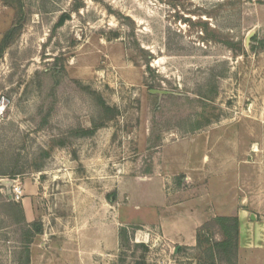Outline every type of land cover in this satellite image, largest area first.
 <instances>
[{
  "label": "rangeland",
  "instance_id": "obj_1",
  "mask_svg": "<svg viewBox=\"0 0 264 264\" xmlns=\"http://www.w3.org/2000/svg\"><path fill=\"white\" fill-rule=\"evenodd\" d=\"M23 3L0 58V264H31L33 222L70 245L118 250V264H227L211 248L218 227L188 247L140 224L163 215L159 180L180 200L226 199L215 184L226 161L257 234L252 264H264V0ZM17 18L0 0V42ZM173 166L184 172H162ZM25 180L38 185L32 222ZM7 183L22 185V200Z\"/></svg>",
  "mask_w": 264,
  "mask_h": 264
},
{
  "label": "crops",
  "instance_id": "obj_2",
  "mask_svg": "<svg viewBox=\"0 0 264 264\" xmlns=\"http://www.w3.org/2000/svg\"><path fill=\"white\" fill-rule=\"evenodd\" d=\"M233 148L232 142L229 141L226 154L231 155ZM172 168H174L173 173L170 169H162V172L165 174L170 173L171 177L184 172L183 166H173ZM150 175L152 176L148 177V181L153 180V178L161 179L160 177H154L155 174L151 173ZM215 176V184H224V189L226 192L228 191L224 196L226 199L221 197V193L214 191L213 200L199 201V204L193 202V200L175 198L176 194L183 190L174 185L170 178L164 181L159 180L160 192L165 191L166 194H169L167 195L168 202L163 204L160 210L163 215L158 214L160 216L159 220L156 218L140 224L148 226L159 223L162 235L168 242L178 246L192 247L196 245L198 229L204 222L217 216L237 217L240 222L238 264H252L256 262V256L255 253H252V247L248 244V240L257 239V234L247 232L249 204L245 201L246 198L239 196L237 193L241 183L238 179L239 172H234L232 161H226L223 174ZM24 184L25 192L28 195L23 199V206L27 221L32 222L35 220V216L33 214V217H30L32 208L31 205L28 208V204L31 203L30 197L38 193V185L28 183L27 180ZM7 188L10 189L8 186ZM239 190H241V187ZM37 238L40 242L34 244L31 248V264H118L116 259L119 256V251L117 250L112 255L105 254L103 243H101L100 248L99 245L88 242L84 243L85 245H79V242L70 245L66 241L61 242L60 238L50 236L48 233L43 235V232L38 233ZM97 239L99 241V237Z\"/></svg>",
  "mask_w": 264,
  "mask_h": 264
},
{
  "label": "trees",
  "instance_id": "obj_3",
  "mask_svg": "<svg viewBox=\"0 0 264 264\" xmlns=\"http://www.w3.org/2000/svg\"><path fill=\"white\" fill-rule=\"evenodd\" d=\"M6 5L14 4L17 9V23L11 27L4 35L2 41L0 42V58L3 56L4 51L14 42L16 37L20 34L23 23L22 17L24 15V3L23 0H4ZM79 5L78 8H80ZM69 14H64L58 25L61 26L65 23L66 19L69 18ZM95 130L87 131V134H93ZM39 227L37 233H42V224L38 222H33L29 224V227ZM218 227L221 239L214 240L212 243V249L219 250L224 253L227 264H237V256L239 250V233H240V222L237 217L229 216H219L207 221L200 227L198 231V239H201V232L203 229H212Z\"/></svg>",
  "mask_w": 264,
  "mask_h": 264
},
{
  "label": "built area",
  "instance_id": "obj_4",
  "mask_svg": "<svg viewBox=\"0 0 264 264\" xmlns=\"http://www.w3.org/2000/svg\"><path fill=\"white\" fill-rule=\"evenodd\" d=\"M9 191L11 192L12 199L15 201H20L24 197V189L20 184H13Z\"/></svg>",
  "mask_w": 264,
  "mask_h": 264
},
{
  "label": "water",
  "instance_id": "obj_5",
  "mask_svg": "<svg viewBox=\"0 0 264 264\" xmlns=\"http://www.w3.org/2000/svg\"><path fill=\"white\" fill-rule=\"evenodd\" d=\"M255 34V31H252L249 35H248V37H247V43H249L250 42V40H251V37L253 36ZM7 185H8V187H10L11 188V186H12V184L10 183H7Z\"/></svg>",
  "mask_w": 264,
  "mask_h": 264
}]
</instances>
